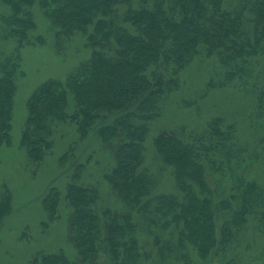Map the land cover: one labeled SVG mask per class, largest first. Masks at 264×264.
Segmentation results:
<instances>
[{
	"label": "trees",
	"instance_id": "obj_1",
	"mask_svg": "<svg viewBox=\"0 0 264 264\" xmlns=\"http://www.w3.org/2000/svg\"><path fill=\"white\" fill-rule=\"evenodd\" d=\"M0 1L8 10L0 13V40L17 44L0 61L1 154L11 142L21 67L15 51L31 42L37 23L36 0ZM40 5L59 47L81 33L92 53L65 79L49 78L32 92L22 144L32 162H42L65 123H74L80 138L95 129L115 154L105 177L116 202H104L95 186L80 182V165L64 200L78 256L40 252L28 264H152L156 250L160 264H189L191 252L201 264L214 254V264H243L218 254L234 251L249 225L264 226V183L251 171L255 152L249 147L264 142V87L254 97L262 132H252L250 141L242 142L237 125L221 116L202 129L180 126L157 134L156 154L172 170L173 192H157L146 140L183 71L198 59H212L221 68L225 76L215 87L252 93L249 84L264 74L256 73L264 69V0H40ZM61 203L54 186L43 198L51 220L60 216ZM12 210L5 188L0 228Z\"/></svg>",
	"mask_w": 264,
	"mask_h": 264
},
{
	"label": "rangeland",
	"instance_id": "obj_2",
	"mask_svg": "<svg viewBox=\"0 0 264 264\" xmlns=\"http://www.w3.org/2000/svg\"><path fill=\"white\" fill-rule=\"evenodd\" d=\"M7 11L0 1V13ZM32 12L37 27L31 32V42L15 51L21 58V67L16 75L11 142L4 144L0 154V196L3 189L9 188L13 197V210L0 228V264H28L40 252L52 253L57 250L64 251L70 259L78 256L69 238L71 218L64 200L67 186L80 165V182L95 186L104 202H116L105 177L116 164L115 154L102 145L95 129L86 138H80L75 132V124L65 123L64 129L52 136L53 150L42 162H32L22 144L28 114L27 102L32 92L49 78L65 79L92 53V48L81 33L66 40L62 47L58 46L55 31L42 10L40 0H36ZM37 37L43 40L37 41ZM4 42L0 40V61L13 54L17 46L15 41H6L10 45ZM261 70L264 69L259 66L256 73ZM224 76L212 59L194 61L183 71L180 86L172 94L162 115L152 121L146 140V156L147 165L158 179L157 192L175 191L171 168L156 154L155 137L164 128L185 126L190 130L202 129L212 118L221 116L237 125L242 142L250 141L252 132H262L261 125L256 124L260 123V119L256 114L254 97L264 87V74L262 77L258 74V79H253L249 84L251 94L240 92L234 86L215 87L213 83ZM249 147L255 152L251 171L264 183V142H250ZM67 151L68 157L61 163ZM54 186L61 193L62 203L60 216L51 220L44 208L43 198ZM153 254L155 258L151 263L160 264L157 263V260L162 262L158 251ZM223 254H226L224 259L234 256L237 262L242 261L243 264H264V226L260 229L254 224L249 225L240 237L238 247L218 255L222 257ZM216 256L214 254L211 260H207L208 264H214ZM201 262L191 252L189 264Z\"/></svg>",
	"mask_w": 264,
	"mask_h": 264
}]
</instances>
